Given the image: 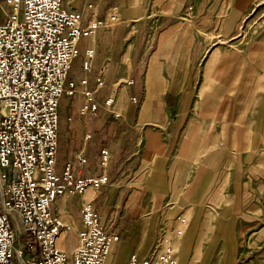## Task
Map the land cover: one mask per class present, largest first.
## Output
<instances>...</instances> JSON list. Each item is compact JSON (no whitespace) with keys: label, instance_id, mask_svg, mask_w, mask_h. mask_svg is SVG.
Listing matches in <instances>:
<instances>
[{"label":"rangeland","instance_id":"374dc122","mask_svg":"<svg viewBox=\"0 0 264 264\" xmlns=\"http://www.w3.org/2000/svg\"><path fill=\"white\" fill-rule=\"evenodd\" d=\"M137 4L144 8L143 11L142 7L136 8L137 13L140 15L127 16L131 15V13L125 16L121 12V8H119L115 11V19L112 20L110 18L109 23L116 26L120 24L122 31L129 33L125 49L131 45L133 49L131 54L134 53L136 56L138 50L149 47L145 53L144 62L147 61L153 49L157 47L159 32L163 26L167 24L179 26L177 35L167 40L163 45V49L159 47L163 53L162 57L166 59L165 61L168 64L167 68L169 64L175 65L178 63L177 69L181 70L186 69L188 65V69L185 71L186 75L184 74L181 78L180 92L174 96L173 94L165 93L161 99L163 104L165 103L162 110L168 113V122H170L168 127L163 126L166 136L168 135L167 133L175 129L184 93L186 91L190 92V99L185 111L186 121L180 126L177 133L175 146L173 147L175 149L174 153L180 151L187 122H194L192 125L198 123L199 128L203 129V132H197L195 137L205 143V148L199 157L188 162L184 174L180 180L177 179V182L180 185H184L186 180L194 179L198 166L207 162L205 161L207 158H211V168L217 169L215 173L217 180L219 177L221 178L224 171L227 182L241 179L240 176H242V180L251 181L252 189H249L248 194L245 196V204L248 207V204L256 203L257 221L252 222L251 228L247 227V231H245L243 236H237L235 239L238 245L255 246L256 244L264 243V0H142V2L136 0V2L125 7H127V10H132ZM1 10L2 7L0 6V23L6 19ZM172 26L177 28L174 25ZM172 32H174V29L170 31V33ZM215 51L219 53V58L213 67L211 78L220 82L214 81L205 89L202 72L209 56ZM73 62L69 79L77 82L79 77L84 75L80 70L81 57H78ZM131 66L132 61L127 58L126 67L129 73ZM170 68V70H173V67ZM132 78V76L127 77L123 73L117 79L119 84L113 85V87L110 86V89H108V82L111 79L109 70L103 85L98 87L99 89L95 92L96 99L102 106V110L99 108L97 113L102 111L104 126L103 131H93V138L101 139L102 144L112 138L113 133L125 132L124 129L126 127H123L122 116L131 120L134 104L138 108L141 96L131 89ZM87 79L94 85L95 73L93 71L88 73ZM164 83L163 77L160 76L155 86L156 96H159L160 91L164 90ZM117 87L119 88L116 90L115 88ZM126 87L127 96L124 99L122 95V100L120 101L119 93L124 90L126 95ZM214 89L219 91H214ZM109 95L113 98L114 104L110 107V110H106L104 101ZM133 96L136 97L135 102L132 100ZM83 102L84 97L80 94L72 97L65 95L62 98L59 110L67 112L64 123L76 121L79 124L83 120L79 113V107ZM221 105L225 106V108L223 107V109ZM124 106L125 108H132V112L128 114L123 108ZM111 111L118 113L119 117H114ZM145 113L141 109L140 117H146ZM230 116L232 121L236 119L241 122L238 124L239 131L235 137L241 140L243 144L238 147L233 145L231 135L234 125H230V131L229 128L226 133L222 131V128L224 130L227 129ZM69 117L72 118V121H69ZM182 119L183 114H181V121ZM219 119H222V128ZM94 122L95 120L88 124L92 125ZM68 125L65 129H63L62 125L59 126L61 141L67 138L65 136ZM161 126L147 123L146 125H140L137 132L138 135H141L143 130L148 127L158 130ZM236 130L237 127L235 126L233 129L234 133ZM75 139L79 140V137ZM246 142L254 145V150L247 149L244 145ZM182 146L192 155L197 154L202 148L200 143L192 140L190 135L184 137ZM138 148L134 146L130 152L121 153L119 151L112 155L111 161L106 168L109 183L100 191L102 195L105 194L107 196L109 203L99 209L97 201H99L101 196L98 195L96 197L95 205L100 216H102L101 221H103V225L107 230L118 232V243L120 242V244L122 242L120 241L121 236L126 230L137 233L139 231L154 233L151 245L156 236L160 237L162 235L167 241L166 244L172 247L174 255H176L177 264H184L180 262V256H184L191 263L195 256L192 251L193 246L187 252L179 248L191 243L194 231L197 234L198 231L208 225V219L205 220V218H209L210 215L209 213L205 214L203 221H199L194 219L196 216L191 219L189 215L185 214L184 210L173 212L171 201L167 196L161 209V219L155 216L158 215L159 210L155 214L154 210L144 213L140 204L135 205L138 208H135L134 211L129 205L133 214V216H130L127 213L128 201L133 200L132 202H135V204L140 201L137 191H140L139 185L142 184V176L150 168V166L146 168L142 166V168L140 167L141 169L136 167L137 158L140 156ZM219 148L224 149V156L218 159L220 152L218 153L217 150ZM170 160L171 157L169 156L164 167L168 166ZM60 161L57 162L58 165L61 164ZM89 163L88 161V165H90ZM252 166L254 169L251 172L250 168ZM238 170H241V172H238ZM199 174L203 177L204 182L212 183L213 176L211 174H206L202 170ZM132 195L133 198L130 199ZM147 196L145 194L143 200L152 203V198ZM68 210L75 219L79 217L76 197H73L68 202ZM178 213L181 216L177 220L174 217ZM213 227L206 231L202 241V251L195 261H202L208 254L209 262L211 264L216 263L218 252L216 249L212 250V247H207L209 242L215 240L210 235L213 233ZM250 237H252V242H250ZM202 238L203 236L195 235L192 240L196 244V241H201ZM20 240L22 245L25 244L26 236L24 235ZM72 243L73 238L67 233V244L70 246ZM209 249L212 252L208 253ZM113 254L114 257L112 256L108 264H121V249L113 252Z\"/></svg>","mask_w":264,"mask_h":264},{"label":"built area","instance_id":"2783aa9c","mask_svg":"<svg viewBox=\"0 0 264 264\" xmlns=\"http://www.w3.org/2000/svg\"><path fill=\"white\" fill-rule=\"evenodd\" d=\"M0 6L6 18L0 23V264H105L119 234L105 228L95 205L80 206L81 228L70 252L57 246L65 225L52 206L63 194L88 188L99 193L109 183L106 147L99 153L98 174L78 173L87 164L83 153L57 167L61 99L82 95L79 113L87 122L99 109L95 90L103 84L102 72L94 88L85 77L69 79V72L81 39L106 22L91 16L83 25V14L67 10L62 0H0ZM93 58V50L86 49L83 70L90 71ZM112 105L109 96L104 106L108 110ZM10 209L19 216L18 235ZM166 242L161 235L146 256L133 251L124 264H175Z\"/></svg>","mask_w":264,"mask_h":264},{"label":"crops","instance_id":"0c3cea01","mask_svg":"<svg viewBox=\"0 0 264 264\" xmlns=\"http://www.w3.org/2000/svg\"><path fill=\"white\" fill-rule=\"evenodd\" d=\"M62 1L64 7L67 10L77 11L83 14V25L87 24L88 19L91 18V16L95 20L106 22V25L96 29L95 33L92 36H86L80 41V54L78 57H81L80 70L84 75L79 77L78 81L81 78H87V74L93 71V73H95V78L98 76L99 72H102V80L104 82L105 77L110 70L111 79L108 82V89H110V86L113 87V85L116 86V84H119L117 79H119L124 73L127 77H133L131 79V89L134 92L139 93L141 98L138 108H136L135 104L132 102L134 104V110L131 120H128L121 115L124 121L123 127H126V129H124L125 132L113 133V137L108 139L105 144L101 143V139L93 138V131H103L104 122L102 118V111L96 113V115L92 119V121L95 120V122L94 124L90 125L88 123L92 121L87 122L83 117V120H81L79 124L76 121L73 123H64L67 112L61 111L60 109V125L63 126V129L67 128L66 126L68 124L69 125L68 129L66 130V136L64 135L67 138L61 141L59 136L60 151L58 148V162L59 160H61V164H57L58 169H60L64 163L73 161L76 154L83 153L87 156V164L82 169L78 170V173L81 175H95L100 173L101 171L99 166V153L101 148H108L112 158V155L115 152H130L132 147H139L138 149L140 151V156L137 158L138 160L136 163V167L142 168V166H144L143 168H146L147 166H150V168L144 174V176H142V184L139 185L140 191H137V193H139L140 201L135 204V202H132L133 200H131L130 202L128 201V205L126 204L128 207L127 213H129L130 216H133V214L129 208V205L134 211L135 208H138L135 205L140 204L141 209H143L144 213L154 210L155 214L159 210L158 215L155 216H158V219H161V209L165 202L164 200L167 199L168 196L172 204L171 209L173 212H180L181 210H184L185 214L189 215L191 219L196 216V218L194 219L199 221H203L206 216L205 214L209 213L210 215L209 218H205V220L208 219V225L203 227L202 230L198 231L197 234L195 233V231L193 233V236H203L202 240H198V242L196 241L195 244V241L192 240V236L190 244L179 248L180 250H184L185 252H187L190 247L193 246L192 251L195 256L192 259L191 263H189V261H187L184 256L179 257L180 262L184 264H199V262L200 264H211L209 262L210 258L208 257V254L202 261L195 260L199 257L200 252L202 251V241L204 239V236L206 235V231L213 227L214 223L213 233H211L210 235L213 236L215 240H213V242H209V244L207 245V247H212V250L216 249V251L218 252V259L214 264H264V243L256 244L255 246L241 244L238 245L235 239L237 238V236H243L245 234V231H247V227L251 228L252 222L257 221L256 203H250L248 204V207L245 204V196L248 194V190L252 189L251 181L242 180V176H240L241 179L227 182L225 179L224 171L223 175H221V178L219 177L217 180V177L215 175L217 169L211 168V158H207L205 159V161L207 162H204L203 164L198 166V171L194 179L186 180L184 185H180V183L177 182V179L180 180L182 175L184 174L188 162L193 161L194 159L199 157L201 152L205 148V143L203 141H199L198 137H195L197 132H203V129L199 128L198 123L192 125L194 122H187V126L185 127L183 132L184 136L182 142L185 136L190 135L192 140L200 143L202 148L197 154L192 155L191 153L187 152L186 148H183L181 142L180 151L174 153L175 149H173V147L175 146L177 133L180 126L186 121L185 111L190 99V92L188 91H186L182 97L183 102L179 110V118L174 131L172 130L170 133H167L168 135L166 136L164 134L165 128L163 126L168 127L170 125V122H168V113L163 112L162 110L165 103L163 104V101L161 99L165 93H170L174 96L180 92L179 90L181 89V78L185 74V71L188 69V65L186 69L181 70L177 69L178 63L175 65L169 64V67L167 68L168 64L165 61L166 59L162 57L163 53L162 50L159 49V47L163 49V45L166 43V41L174 38L177 35L179 26H176V24H167L163 26V28L159 32L157 47L153 49L152 53L149 54L147 61L144 62V56L149 47L146 49L138 50L137 53L135 52L137 54L136 56L134 55V53L131 54L133 50L131 45L130 47L128 46L125 49V44L128 40L129 33L127 31L123 32V29L120 28V24L116 26L109 23L110 18H112V20L115 19V11H117L119 8H121L120 10L122 13H124L125 16L131 13V15L127 16H132L133 14L135 16L140 15L136 11L137 7H142L140 4L135 5L132 10H127V7H125L133 2H136V0ZM140 2H142V0H140ZM143 10L144 8L142 9V11ZM172 25L177 28H173ZM172 29H174V32L170 33ZM86 49H92L94 52V58L90 71H85L82 69V62L84 60V53ZM127 58L132 61L130 73L127 72ZM218 58L219 53L215 51L209 56L208 60L205 63L204 71L202 72L203 86L205 87V89L207 86H210L212 82L218 81L211 78V72L213 71V67L215 66ZM170 67H173V70H170ZM160 76L163 77V81L165 82L164 90L160 91L159 96H156L155 86L160 79ZM89 85L91 88H94L95 84L92 85L89 82ZM118 88L119 87L115 89L117 90ZM97 89L99 88H96V90ZM214 91L219 90L214 89ZM122 95L125 99V96H127V87L126 95L125 91L123 90L119 93V98H121ZM221 106L222 108H225V106ZM99 108H101L102 110V106L100 103ZM117 108L120 110L118 105ZM123 108L126 110V112H128V114L132 112V108L130 107L125 108L124 106ZM141 109L146 112V117H140ZM181 114H183L182 121ZM68 119L69 121H72V118L69 117ZM219 121L222 128V119H219ZM147 123L162 126L158 130L148 127L143 130V133L141 135H138L137 131L139 130V126L146 125ZM239 123L241 122H238L236 119L232 121V117L230 116V121L227 129L224 130L222 128V131L226 133L228 128L229 131L231 129L230 125H234L232 127L231 135L233 138V145L237 147L243 144L241 140H238V138L235 137L239 131ZM235 126L237 127V130L234 133L233 129ZM89 132L92 135L90 138H86V134ZM188 132H190V134H188ZM246 133L249 134V132L247 131ZM76 137H79V140L75 139ZM244 145L247 149L254 150V145L249 144V142H246V144ZM156 150H158L159 152ZM223 150V148H219L217 150L218 153L220 152L218 154V159L219 157L224 156ZM169 156L171 157V160L168 166L164 167V165L167 164L166 161ZM151 158H153V160H151ZM146 160L148 161L146 162ZM88 161L90 162V165H88ZM253 169L254 168L252 166L250 168V171L252 172ZM201 170L202 172L211 174L213 176L212 183L203 181V177L199 174L201 173ZM238 172H241V170H238ZM145 194L146 196L148 195L147 197L152 198V203L150 201L143 200V196ZM98 195L101 196L99 201H97L98 206L99 209H102V206H106L109 203V199L105 194L102 195L100 192H94L93 189L85 191L84 193L63 194L59 196L53 203V212L65 220L68 226L66 228L67 233H69V235H71V237L73 238L72 245L67 246L64 244V248L60 247L63 250L66 249V252L72 251L77 243V232L81 228L79 214L80 206L84 202H92L95 205L96 197H98ZM73 197L77 198V209L79 216L77 219H75L68 210V202ZM132 198L133 195L130 199ZM178 216H181V214L178 213L174 218H177ZM153 235L154 233H148L147 231H139L137 233L126 230L121 236V244L120 242H117L113 246L111 257L109 258L108 263L110 262L112 256L114 257L113 252H117L120 249L121 264L125 263L129 254L133 251L138 252L140 256H146L158 239V236H156L154 242L151 245ZM250 242H252V237H250ZM149 245L151 246L149 247ZM212 250L209 249L208 253L212 252Z\"/></svg>","mask_w":264,"mask_h":264},{"label":"bare ground","instance_id":"6f19581e","mask_svg":"<svg viewBox=\"0 0 264 264\" xmlns=\"http://www.w3.org/2000/svg\"><path fill=\"white\" fill-rule=\"evenodd\" d=\"M95 33V31L90 35V36H92L93 34ZM122 100V97L120 98V101ZM113 104H114V100H113ZM108 110H110V108H108ZM117 115H119L118 113H116ZM92 188H88L86 191H88V190H91ZM10 212H11V214H12V216L13 217H15L16 219H17V226H16V230H15V233H16V235H18L19 234V232L22 230V226H21V223H20V221H19V216H18V213L15 211V210H13V209H10ZM61 219H62V221L64 222V225H65V228L63 229V231L61 232V234H60V236H59V238H58V240H57V246L60 248V247H62V248H64V244L65 245H67V246H69L68 244H67V224H66V222L64 221V219L62 218V217H60ZM101 220H102V216H101ZM102 222V224H103V221H101ZM61 248V249H62ZM112 249H113V247L111 248V250L108 252V254H107V256H106V259H105V264H108V260H109V258H110V256H111V252H112ZM175 264H177V260H176V255H175Z\"/></svg>","mask_w":264,"mask_h":264}]
</instances>
